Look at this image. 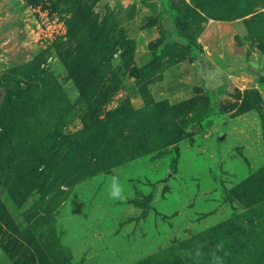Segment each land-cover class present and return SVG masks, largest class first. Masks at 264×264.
<instances>
[{
  "label": "rangeland",
  "instance_id": "obj_1",
  "mask_svg": "<svg viewBox=\"0 0 264 264\" xmlns=\"http://www.w3.org/2000/svg\"><path fill=\"white\" fill-rule=\"evenodd\" d=\"M9 1L0 10V114L18 84L37 85L46 102L28 113L15 158L16 137L0 126L3 160L13 159L0 163V264H39L34 245L69 264H157L166 250L184 258L187 240L218 225L215 252L194 264H264V251L254 256L264 243L241 233L247 209L264 204V0H107L101 10L98 0L99 21L108 17L131 49L104 63L107 97L88 113L103 119L126 95L134 113L111 121L116 139L90 127L76 162H59L43 191L16 201L6 177L21 152L50 146L52 133L83 132L91 100L63 64L85 38L69 35L70 14L51 0ZM114 177L120 198L110 195Z\"/></svg>",
  "mask_w": 264,
  "mask_h": 264
},
{
  "label": "trees",
  "instance_id": "obj_2",
  "mask_svg": "<svg viewBox=\"0 0 264 264\" xmlns=\"http://www.w3.org/2000/svg\"><path fill=\"white\" fill-rule=\"evenodd\" d=\"M97 1L98 0H51L54 10L70 14V16L65 18L69 35L75 34L76 31H82L85 36L84 40L79 43V46L82 48L80 49L79 55H72L70 52L63 58V64L70 77L79 85L82 97L86 96V100L91 101L87 107V115L85 116L87 119H83V132L78 135L77 133L68 135L52 133L48 136V139L52 140L50 146L46 147V141L42 142L40 140L38 144L33 143L30 145V151L27 150V153L21 152L22 158L20 157L17 160L19 163L14 165L13 173L11 172L6 177V181L9 183L8 188L14 201L22 199L23 197L26 198L33 189L39 192L43 191V188H46L45 180L52 178L50 173L53 172L52 170L59 162L66 163L68 160L76 162L74 151L75 147L79 145V142H77L78 137H83V140H85V138L91 134L89 132L90 127L98 132L103 140L108 136H112L116 139V131L120 126V120L128 119L131 114L134 113L128 108L130 105L127 95L120 98L117 106L111 111H108L103 119H99V115L94 112L95 110L90 115L88 113L92 106L94 109L98 108L99 110V107L105 102V98L107 97V92L99 88L100 75L104 63L116 50L121 49L122 56H124V52H129V49H131L130 41L126 40L123 34L115 33L113 26L108 22V17H102L99 21L98 13H94L92 8ZM192 13L194 15L196 14L194 10H192ZM131 74V77L134 78L138 76L136 71H133ZM40 92L37 85L27 84L25 87H21L20 84H18L16 88L7 91L4 96V100L1 104L3 113L0 114V126L3 127V132H6L8 128L16 137L15 143H13V158H15V149L18 148L16 141L17 138L20 139L19 137L22 138L23 136L22 127L23 123L25 124L28 113H33L38 103L45 104L46 102V97L41 96L38 98ZM253 92L256 93V90H253ZM184 104L188 105L189 102ZM167 113L168 111H164V113L157 112L162 119ZM112 120L119 121L120 123L111 128L110 124ZM2 134L3 133L0 132V135ZM1 141L0 163L1 161H7L9 163V161L11 162L13 159L11 158L9 161L3 160L4 153H1V151L2 146L5 145V139L0 136V142ZM243 196L245 198L248 194L244 193ZM238 198L241 200L240 196ZM246 206L249 207V205ZM259 207L261 209L256 206H251L247 209V213H252L253 216L249 218L245 215L246 223H244L242 226L243 228H241L243 239L246 240L248 238L254 243L257 242V247L262 246L264 243V204ZM1 212V218L4 221L6 212L2 208ZM233 222L234 221L229 219V221L225 223L229 225ZM246 225L248 226L247 228ZM220 226L222 225L210 228L204 233L187 240L185 244H188V251L184 252V258L177 253L174 256L172 255L173 258L169 259L171 253L166 250L157 260L159 261L157 264H185L186 258L190 261V264H194L196 261L208 258L210 254L212 256L213 253H211V251L215 252L214 243L218 239L222 229ZM31 244L34 245V243ZM34 249L36 251L35 255H32L34 262L38 260L39 264H69V259L66 257L57 262L55 260H58V256H56L54 258L55 260L53 259V261H50L47 258L46 251L39 250L38 245H34ZM263 251L264 248L261 252L256 251L254 256L260 258L263 255ZM155 261V257H149L142 262L147 264L148 262L153 263ZM232 264L242 263H240V259L236 258L235 262ZM255 264L260 263L255 262Z\"/></svg>",
  "mask_w": 264,
  "mask_h": 264
},
{
  "label": "clouds",
  "instance_id": "obj_3",
  "mask_svg": "<svg viewBox=\"0 0 264 264\" xmlns=\"http://www.w3.org/2000/svg\"><path fill=\"white\" fill-rule=\"evenodd\" d=\"M110 195L113 198H120L121 197V188L118 184L117 179L114 177L112 184L110 185Z\"/></svg>",
  "mask_w": 264,
  "mask_h": 264
},
{
  "label": "water",
  "instance_id": "obj_4",
  "mask_svg": "<svg viewBox=\"0 0 264 264\" xmlns=\"http://www.w3.org/2000/svg\"><path fill=\"white\" fill-rule=\"evenodd\" d=\"M106 2H107V0H100V1L97 3L96 7H97L98 9H102ZM133 79H134V77H131V78H130V80H129V84L132 82Z\"/></svg>",
  "mask_w": 264,
  "mask_h": 264
},
{
  "label": "crops",
  "instance_id": "obj_5",
  "mask_svg": "<svg viewBox=\"0 0 264 264\" xmlns=\"http://www.w3.org/2000/svg\"><path fill=\"white\" fill-rule=\"evenodd\" d=\"M3 1H4V0H2V2H0V10H1V8L3 7V5H4V6H5V5H9V6H10V5H11V2H10L9 0H7V2H8L7 4H3Z\"/></svg>",
  "mask_w": 264,
  "mask_h": 264
}]
</instances>
